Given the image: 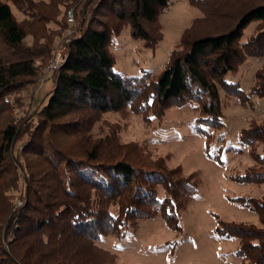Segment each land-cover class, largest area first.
Listing matches in <instances>:
<instances>
[{"label": "trees", "instance_id": "trees-1", "mask_svg": "<svg viewBox=\"0 0 264 264\" xmlns=\"http://www.w3.org/2000/svg\"><path fill=\"white\" fill-rule=\"evenodd\" d=\"M9 1L24 19L0 0V264H117L100 242L134 236L138 221L160 214L179 228L178 212L198 182L158 161L148 166L118 158L121 145L110 137L93 140V126L127 108L144 115L155 107L190 106L199 114L194 130L216 158L210 131L224 127L221 92L243 105L264 98V66L248 94L233 80L249 59L264 60V0H191L204 16L184 30L183 49L172 52L157 77L146 70L119 73L109 50L127 25L133 39L156 46L159 18L171 0ZM70 10L74 24L67 20ZM62 47L63 65L47 69ZM41 77L50 89L30 112L23 93ZM26 136L27 145L18 148ZM257 143L264 144L263 125L243 130L240 146L226 151L242 154ZM254 158L264 166V150ZM236 180L264 184V170ZM235 200L257 213L263 227L219 221L218 232L239 240L236 255L244 264H264V199Z\"/></svg>", "mask_w": 264, "mask_h": 264}, {"label": "rangeland", "instance_id": "rangeland-1", "mask_svg": "<svg viewBox=\"0 0 264 264\" xmlns=\"http://www.w3.org/2000/svg\"><path fill=\"white\" fill-rule=\"evenodd\" d=\"M4 1L11 5L18 20L24 19L12 2ZM85 2L87 0H83V4ZM75 14L74 11L76 22ZM203 16V10L191 0H171L170 10L159 18L162 39L154 47L147 46L144 40L133 39L131 27L125 26L109 50L116 70L127 76H138L146 70L157 77L166 69L172 52L183 49L180 42L184 30L194 19ZM252 26L246 31L247 37L254 32ZM57 54V58L66 54V48L58 49ZM54 61L48 63L47 69ZM263 66L264 60L249 59L233 75V80L248 94L255 86V74ZM42 79L29 83L23 93L24 103L32 102L30 112L37 110L50 89L49 82L40 87ZM221 96L224 127L210 131L214 135L211 153L216 154V158L208 154L205 137L194 130V121L199 114L190 106L174 105L165 111L155 107L144 115L127 108L119 113L102 115L93 126L90 132L93 140L112 138L121 145L118 158L126 156L148 166L158 161L166 170L180 169L185 176L194 174L198 182L197 193L178 212L179 228L172 229L160 214L152 220L138 221L134 236H110L100 242L102 247L117 255V264H244L236 255L239 240L222 237L218 232L219 221L263 227L260 216L235 199H264V184L236 180L249 170H264L254 158L255 153L264 150V144L257 143L252 151L246 148L242 154L226 149L240 146L243 130L264 126V98L253 97L251 102L243 105L223 91ZM219 136H223L221 142L216 140ZM27 143L28 137H23L18 148L22 149ZM66 143L69 145L72 140L68 138ZM220 147L223 149L218 150ZM160 193L163 197L161 189Z\"/></svg>", "mask_w": 264, "mask_h": 264}, {"label": "built area", "instance_id": "built-area-1", "mask_svg": "<svg viewBox=\"0 0 264 264\" xmlns=\"http://www.w3.org/2000/svg\"><path fill=\"white\" fill-rule=\"evenodd\" d=\"M68 22L72 23V24L75 23V17L73 15L72 11H70L69 14H68ZM54 60H53L54 61L53 64L49 67L50 69H58V68H60L63 65V63L65 62V60H66V54L60 55L58 58L56 56ZM43 83H44V79H42L40 81V84H41L40 87H42Z\"/></svg>", "mask_w": 264, "mask_h": 264}]
</instances>
